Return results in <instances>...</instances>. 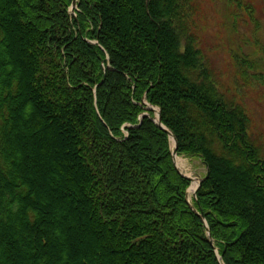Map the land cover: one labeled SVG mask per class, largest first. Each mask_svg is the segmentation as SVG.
<instances>
[{
	"label": "trees",
	"instance_id": "trees-1",
	"mask_svg": "<svg viewBox=\"0 0 264 264\" xmlns=\"http://www.w3.org/2000/svg\"><path fill=\"white\" fill-rule=\"evenodd\" d=\"M189 3L77 0L73 17L71 0H0V235L17 264H264L262 150ZM235 64L264 84L242 51ZM144 98L207 169L193 206L209 235ZM66 191L71 220L52 207Z\"/></svg>",
	"mask_w": 264,
	"mask_h": 264
},
{
	"label": "rangeland",
	"instance_id": "rangeland-1",
	"mask_svg": "<svg viewBox=\"0 0 264 264\" xmlns=\"http://www.w3.org/2000/svg\"><path fill=\"white\" fill-rule=\"evenodd\" d=\"M76 8L73 9L74 13ZM190 10L192 22L189 23L191 25L189 30L196 36L205 59L213 70L214 80L218 88L226 92L228 98L234 103L242 104L249 114L252 120L249 124L251 136L252 133L256 136L264 159V84H260L255 78H252L250 71L245 72L246 74L243 76L239 74L235 64V56H240L242 51L251 61H254L256 66L253 71H260L264 74V0H193V3L190 4ZM69 14L75 17L71 5L69 6ZM2 46L0 45V52L3 49ZM8 67L6 65V68ZM93 92H95L94 89ZM142 102L146 109L144 113L150 119L157 117L154 109H159L152 106L154 109L148 110L151 106L149 102L145 98ZM29 125V121L26 120V128ZM43 131L42 133L38 132L44 137L43 142L45 143L42 142V147L51 139L50 130ZM169 142L172 151L171 139ZM42 151H44L43 148ZM174 159L177 169L184 176L177 171L173 164L176 171L188 181L187 202L192 210L197 212L198 209L194 208L193 202L196 200L197 191L200 189L202 181L208 177V172L202 161L193 156L176 153ZM37 169L40 170V164H37ZM53 173L54 175L58 173L56 167H54ZM193 183L196 185L190 191ZM71 192L73 193V190ZM71 192L66 191V200L71 201L70 204L64 200L58 201L55 194L52 201V207L57 211L60 207H66L67 220L72 219L73 207H75V203H72ZM67 207L72 208L70 210ZM197 213L199 214V212ZM52 216L54 220H57L55 213ZM203 225L209 235L206 220ZM8 241L6 235H0V256H3L1 260L3 264H17L16 248ZM212 247L216 258L220 260L218 249L214 245Z\"/></svg>",
	"mask_w": 264,
	"mask_h": 264
},
{
	"label": "water",
	"instance_id": "water-1",
	"mask_svg": "<svg viewBox=\"0 0 264 264\" xmlns=\"http://www.w3.org/2000/svg\"><path fill=\"white\" fill-rule=\"evenodd\" d=\"M76 6H77V0H71V9H72V13L74 14V16H75V13L73 12V9H75ZM153 109H154V108H153L152 106H149V108H148V110H153ZM154 110H155L156 113H157V117H155V118H153V119H151V120H152V121H153V122H154L159 128H161L162 130H164V131L167 133L168 138L172 140V142H173V148H172V151H171V155H172V161H173V164H174L175 167H176L175 159H174L175 156H176V153H177V141H176V138H175V136L173 135V133H172L171 131H169L165 126H163V124L161 123L159 110H157V109H154ZM142 116H147V114H146V113H143ZM176 169H177V167H176ZM177 171H178L182 176H184V175H183L178 169H177ZM206 171H207V169H206ZM207 174H208V173H207ZM199 182H200V181H199ZM199 217H200V219L202 220V222L205 223V218H204V216H203L202 213L199 214ZM209 241H210L211 245H213V244H212V240L209 239ZM216 254H217V252H216Z\"/></svg>",
	"mask_w": 264,
	"mask_h": 264
},
{
	"label": "bare ground",
	"instance_id": "bare-ground-1",
	"mask_svg": "<svg viewBox=\"0 0 264 264\" xmlns=\"http://www.w3.org/2000/svg\"><path fill=\"white\" fill-rule=\"evenodd\" d=\"M171 143H173L172 140H171ZM195 185H196V183H193V184H192V186H191V188H190V191H192V190L194 189Z\"/></svg>",
	"mask_w": 264,
	"mask_h": 264
}]
</instances>
